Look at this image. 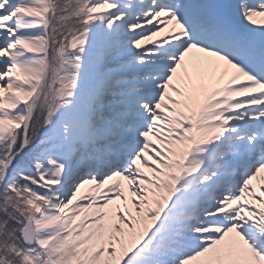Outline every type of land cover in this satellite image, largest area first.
Wrapping results in <instances>:
<instances>
[{
    "label": "snow or ice",
    "instance_id": "obj_1",
    "mask_svg": "<svg viewBox=\"0 0 264 264\" xmlns=\"http://www.w3.org/2000/svg\"><path fill=\"white\" fill-rule=\"evenodd\" d=\"M0 264H264V0H0Z\"/></svg>",
    "mask_w": 264,
    "mask_h": 264
}]
</instances>
